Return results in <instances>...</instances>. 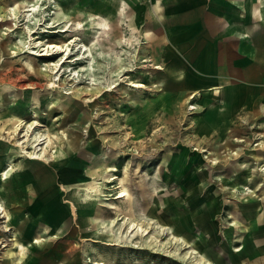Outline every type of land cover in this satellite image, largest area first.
<instances>
[{"label":"rangeland","instance_id":"1","mask_svg":"<svg viewBox=\"0 0 264 264\" xmlns=\"http://www.w3.org/2000/svg\"><path fill=\"white\" fill-rule=\"evenodd\" d=\"M32 1L0 0V165L15 182L40 167L29 177L50 175L54 195L35 211L0 197L10 213L0 264H264V124L199 131L192 97L165 95L153 68L156 0H38L27 10ZM74 36L93 57L71 45L37 54ZM19 118V136L39 124L23 149L12 144ZM38 134L56 168L26 161Z\"/></svg>","mask_w":264,"mask_h":264},{"label":"crops","instance_id":"2","mask_svg":"<svg viewBox=\"0 0 264 264\" xmlns=\"http://www.w3.org/2000/svg\"><path fill=\"white\" fill-rule=\"evenodd\" d=\"M156 4L155 28L161 36L155 65L161 67L157 82L165 95L192 97L199 131L228 136L247 127L245 121L264 124V0H156ZM5 151L7 146L1 144L0 153ZM29 167L36 169L33 176L42 173L40 167ZM22 173L20 186L32 189L31 196L15 197L7 179L3 186L0 183V197L21 207L32 203L35 211L52 199L54 193L44 195L52 183L38 185L46 177L24 182L27 169ZM39 196L40 204L35 201Z\"/></svg>","mask_w":264,"mask_h":264},{"label":"bare ground","instance_id":"3","mask_svg":"<svg viewBox=\"0 0 264 264\" xmlns=\"http://www.w3.org/2000/svg\"><path fill=\"white\" fill-rule=\"evenodd\" d=\"M37 3H38V0H34L32 2H30L29 4H27L28 8L27 10H35L37 8ZM3 18V17H1ZM62 30V29H60ZM30 32V29H28V33ZM31 34V32H30ZM78 37L77 36H74V37H71L67 42H63V43H53V42H47V43H44L42 44L43 45V48L40 50V52H38L37 54L38 55H49V54H53L54 52H67L72 48V47H76V54L78 53H81L83 56L82 57H87L89 56L91 58L92 56V52L90 50V48L88 46H86L84 43H81V42H78ZM69 45H71L72 47H70ZM78 51V53H77ZM85 51L87 52L86 54ZM32 52V51H31ZM93 57V56H92ZM63 56H61L59 59H62ZM77 58H79V56H77ZM56 66V64L54 65V67ZM89 68H92V67H89ZM153 68H161L159 65H154ZM58 70V69H57ZM122 75V74H121ZM120 75V76H121ZM54 81V80H53ZM53 81H51L50 83H52L53 85ZM90 83L91 84H95V82L93 81V77L90 78ZM130 85L131 86H134L136 88H146V84L142 83V82H135L134 80H131L130 82ZM194 105H190L189 108H193ZM23 120L19 118V121L17 122V124L14 126L12 132H13V139L14 142H12V144L14 146H17L21 149L24 148L23 144L25 145L28 141H29V136L31 134L28 133V130L30 128V125L34 124V126L36 125H39L36 121H33L31 122L30 124H28L25 128V132L22 134V135H18V133L21 131L22 127L24 126L25 122L22 123ZM1 130V129H0ZM4 132V130L2 131ZM7 133H9V131H7ZM17 134V135H16ZM41 134H38L34 140H33V147L34 149L32 151H28L25 153V159H29V160H26L27 162L29 163H33L32 160H35L37 161L38 160V163H41L42 162H45V163H48L49 165H51L52 167L56 168V165L54 164V159L52 158V155H49L48 154V150H47V146L48 144L50 143V138L48 139H45L46 143L45 144H42L40 145L39 147H37V145L41 142ZM46 138V136L44 137ZM236 140H239V141H242L243 139L241 138H237ZM45 141H42V142H45ZM70 142V141H69ZM71 143V142H70ZM51 144V143H50ZM37 147V148H36ZM36 148V149H35ZM69 148L71 149V147L69 146ZM194 149L196 150H200L202 149L201 151H203V148H200V147H195ZM38 150H41V154L37 151ZM49 156V157H48ZM31 165V164H30ZM11 168H9V163H7L5 165V167H1L0 165V183L2 185V183L6 182V180L8 179V173L10 171ZM35 167H29L27 169V173H28V176L32 175L35 171ZM38 172V171H37ZM68 172V171H67ZM59 171L56 169V172L55 174H58ZM74 174V173H73ZM54 175V174H53ZM60 176H62V173H61V170H60ZM41 177V176H40ZM39 177V178H40ZM50 177V176H49ZM48 176H46V179H43L39 182L38 185H43V186H47V184H49V178ZM30 179V177L28 178H25L24 182L25 181H28ZM114 179V176L111 175L109 177L108 180H113ZM39 181V180H38ZM35 182V181H34ZM60 182V181H59ZM16 183H19L21 185L22 181L19 179L17 180L16 182L14 180H9V189L12 188L14 190V196L17 197L19 195H22L24 192H20L19 190H17L18 188H14L13 186L16 184ZM0 185V186H1ZM25 185V184H24ZM35 185V184H34ZM54 185V184H52ZM3 186V185H2ZM55 186V185H54ZM1 188V187H0ZM36 188V187H35ZM36 189H39L38 192L40 191V188H36ZM51 189L49 187H47V189H45L44 191V195L46 193H50ZM126 193H125V190L120 188L118 190V194L117 196L120 197V196H124ZM26 195V194H25ZM71 195H73V193H71ZM70 198V199H69ZM69 198L67 199L68 203L70 204V209H71V214L76 216V208H75V204L72 200V197L69 196ZM31 199V198H30ZM39 200H42L43 201V197L39 196L37 198H35V201L38 202V204H40V201ZM24 201V199L22 200ZM50 200L47 201V203L49 202ZM29 203V202H28ZM21 204V203H20ZM17 211V210H16ZM0 233H5L6 231H9L10 227H8V224H6L5 222H10V213H8V211L6 210L5 206L0 202ZM2 219V220H1ZM136 230H141L144 231L145 230V227H142L140 224H138L136 221H129L128 222V229H135ZM15 233V232H14ZM37 239L38 238H34V241L33 242H37ZM4 240H7L6 238L4 239H1L0 240V244L4 241ZM9 242V241H8ZM6 243L0 245V247L6 245ZM40 244V243H39ZM92 264H101V262L99 261H94Z\"/></svg>","mask_w":264,"mask_h":264}]
</instances>
